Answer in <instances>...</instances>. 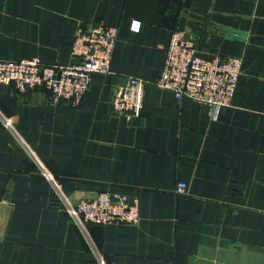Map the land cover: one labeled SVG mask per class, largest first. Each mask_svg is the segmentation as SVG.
I'll use <instances>...</instances> for the list:
<instances>
[{"label":"crops","instance_id":"1","mask_svg":"<svg viewBox=\"0 0 264 264\" xmlns=\"http://www.w3.org/2000/svg\"><path fill=\"white\" fill-rule=\"evenodd\" d=\"M96 21L119 27L113 74L79 106L0 83V264H264V0H0V59L68 64ZM176 29L243 58L217 115L154 84ZM130 76L148 81L138 116L112 107ZM53 180L73 202L135 194L141 218L83 231Z\"/></svg>","mask_w":264,"mask_h":264},{"label":"built area","instance_id":"2","mask_svg":"<svg viewBox=\"0 0 264 264\" xmlns=\"http://www.w3.org/2000/svg\"><path fill=\"white\" fill-rule=\"evenodd\" d=\"M139 27L140 22L134 20L132 28ZM118 36V26L102 21L81 24L71 52L72 62L48 64L37 58L0 59V83L13 85L20 93L44 86L51 102L79 106L95 74H113L111 61ZM242 69L241 56L219 53L203 56L197 42L176 29L165 48L161 75L154 84L171 91L178 100L190 99L206 105L217 115L221 108L232 105ZM147 84L143 78L128 77L126 88L112 101L113 110L125 116L140 115ZM186 192V182H178L176 193ZM53 196L83 231L90 224H136L141 218L140 199L135 194L103 191L73 202L53 180Z\"/></svg>","mask_w":264,"mask_h":264}]
</instances>
